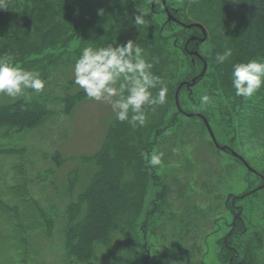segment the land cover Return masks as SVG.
I'll list each match as a JSON object with an SVG mask.
<instances>
[{"label":"rangeland","instance_id":"374dc122","mask_svg":"<svg viewBox=\"0 0 264 264\" xmlns=\"http://www.w3.org/2000/svg\"><path fill=\"white\" fill-rule=\"evenodd\" d=\"M179 5L182 6L180 3L174 7ZM171 13L176 17L175 11ZM159 19L169 21L166 13ZM204 27L207 40L202 43L198 39L203 33L198 34L197 30L178 41L182 25L175 21L171 25L173 32H165L170 45H179L177 56L169 60L170 70L165 80L166 85L170 81L175 85V102L179 85L191 82L186 79L188 74L198 77L205 62L206 72H210L209 64L220 44ZM126 36L132 39L129 33ZM189 38H197L195 45L201 57L191 54L196 49H187ZM77 45L79 38L73 40L64 54L54 53L57 62L45 53L35 61V66L11 61L18 67L38 72L47 82L42 93L29 89L19 98L43 102L48 115L34 128L0 137V264H116L114 260L130 264H156V260L161 264H264V189L257 196L240 198L264 184V173L247 169L232 149L249 161L251 167H256L254 160L264 161V153L255 149L247 153L239 146L240 142L232 143L236 135L224 129L228 114L215 109L223 108L226 100L223 93L215 95L223 105L215 101L206 105L197 103L207 89L210 93L207 77L196 87L183 85L179 103L186 115L192 112L202 115L205 111L203 116L217 143L227 146V150L215 147L210 132L200 120L190 122L186 116H180V129L176 126L165 131L152 149L151 154L163 153L161 165L153 167L158 184L152 180L148 184L134 228L115 230L108 243L98 245L88 260L72 256L65 242L67 207L77 200L94 172L93 165L84 157L100 148L114 118L110 105L91 101L86 96L76 100L69 114L64 112L65 96L82 90L71 82L75 64L70 60L71 51ZM171 72L176 74L174 78ZM15 100L0 96V105ZM176 108L169 112L178 111ZM241 111L243 122L252 112L262 123L264 87L253 98L245 100V108L239 105L231 111L233 130L238 128L236 114ZM72 178L76 179L70 188ZM163 191L164 199L157 200V193ZM234 202L238 209L231 211L229 208ZM237 222L244 233L232 240L237 249L234 258V254L225 255L220 239ZM198 253L199 257L194 259Z\"/></svg>","mask_w":264,"mask_h":264},{"label":"trees","instance_id":"16d2710c","mask_svg":"<svg viewBox=\"0 0 264 264\" xmlns=\"http://www.w3.org/2000/svg\"><path fill=\"white\" fill-rule=\"evenodd\" d=\"M166 1L168 8L175 11L176 17L183 23L199 22L206 25L212 32L211 36L213 35L215 42L220 44L216 47L215 56L223 53L226 48L231 49L232 55L228 61L217 64L214 59L208 67L210 72L198 78L194 87L207 77L210 93L207 89L205 95L211 97L210 101L223 105L215 96L219 92L223 93L226 99L223 108L217 106L215 109L220 108L223 114H228L229 120L224 124L226 125L224 129L236 135L231 140L232 143L240 142L239 146L247 153L254 149L264 153V120L261 123L251 112L243 122L241 111L236 114L240 122L238 128L233 130L234 118L233 112L231 113L239 105L245 108V99L237 97L232 87V66L240 62L246 63L251 59L264 60V0ZM3 3L5 9L0 12V38H2L0 59L10 58L17 63H31L35 66L37 65L35 61L44 53L53 59L54 53L64 54L73 40L79 38V45L71 51L73 55L70 60L75 62L83 47L126 43L129 40L126 35L129 33L132 36L131 40L137 41L145 49L146 59L154 64L153 73L159 76L163 85L168 88L167 103L157 106L155 110L148 108L146 124L143 127L133 128L127 122L121 123L113 118L100 148L84 157L87 163L93 165L94 172L77 200L68 204V221L64 232L66 246L72 256L80 260H88L93 257L98 245L108 243L115 230L134 228L148 184L151 180L158 184L156 181L158 176L153 172L155 169L146 164V156H150L159 137L173 127L177 126L180 129V116H186L190 122L200 120L203 127L207 128L203 119L197 115L200 113L192 112V116H187L176 108L175 85L172 81L165 84L170 70L169 60L177 56L179 46L170 45L165 35V32H173L171 25L174 21L159 19L166 13L160 0L158 3L154 0H123V2L121 0H3ZM180 3L182 6L174 7L175 4ZM117 4L119 6H116ZM101 9H103L102 15ZM138 14H144L146 25H135L134 18ZM195 30L200 34L201 30L198 27L189 29L182 26L181 32L177 35L178 41L187 38L188 33ZM196 41L195 38H191L187 49L197 50ZM195 60L197 61V58ZM53 61L57 62V58ZM196 61L192 64L193 68L196 66ZM171 73L174 78L176 74ZM186 77L188 81H192L196 76L188 74ZM260 90H263V87ZM157 91L158 88L153 90L154 94ZM83 96H86L83 90L66 95L64 112L69 114L76 100ZM197 103L202 105L200 100ZM171 108L173 110L176 108L178 111L170 113ZM204 113L205 111L201 112L202 115ZM212 114L209 113L211 117ZM47 115L45 104L38 100L28 101L19 98L1 104L0 137H8L13 132L34 128ZM240 129L242 131H239ZM239 136L241 138H238ZM214 145L217 148L216 144ZM253 162L260 169L255 166L253 168L264 173V161ZM253 162L250 160V163ZM75 179L72 178L70 188ZM263 189L264 187L252 190L240 198L257 196L258 193L263 192ZM156 196L157 200H161L164 191L157 193ZM235 209L238 208L234 202L229 210ZM241 209L242 207L239 206V210ZM237 224H233L232 231L220 239L225 255L234 254V258L237 249L233 246L232 240L244 233ZM141 227L143 229L144 224ZM198 257L199 253L194 259ZM114 261L116 264H130ZM156 264L161 263L156 260Z\"/></svg>","mask_w":264,"mask_h":264},{"label":"clouds","instance_id":"9594fccd","mask_svg":"<svg viewBox=\"0 0 264 264\" xmlns=\"http://www.w3.org/2000/svg\"><path fill=\"white\" fill-rule=\"evenodd\" d=\"M0 9H5L3 0H0ZM100 14H103V9ZM134 23L146 25L144 14L136 15ZM231 55V49L226 48L214 59L217 64H224ZM153 67V62L146 59L145 49L137 41L87 46L82 48L75 60L73 83L83 90L89 100L110 105L116 121L127 122L133 128L143 127L147 109L155 110L168 101V88L153 73ZM231 82L237 97L245 100L253 98L264 87V60L251 59L234 64ZM46 84L38 72L18 67L10 58L0 59V96L15 100L25 96L29 89L39 94L45 90ZM157 88L154 94L153 90ZM209 102L208 95L200 98L201 104ZM162 156L163 153L146 156V164L159 166Z\"/></svg>","mask_w":264,"mask_h":264},{"label":"water","instance_id":"95a60500","mask_svg":"<svg viewBox=\"0 0 264 264\" xmlns=\"http://www.w3.org/2000/svg\"><path fill=\"white\" fill-rule=\"evenodd\" d=\"M162 2H163V5H164V9H165L166 12H167V16H168V20H169V21H175V22H177V23L181 24L182 26H184V27H186V28H189V29L192 28V27H198V28L201 29V31H202V33H203V37H201V38L199 39L200 42H204V41L207 39V30H206V28L204 27V25H203L202 23L195 22V23H191V24H185V23H183L182 21H179V20H178V19H177L172 13H171V11L169 10V8L167 7L166 0H162ZM191 54H192V55H196V56L201 57V55H200V53H199L198 50H195L194 52H191ZM206 69H207V63L205 62L204 68H203L201 74H200L198 77L193 78L191 82H182V83L179 85L178 90H177V92H176V105H177L179 111L183 112V110H182V108H181V106H180V103H179V92H180L181 88L183 87V85H186L188 88H190L191 86L195 85L197 79L200 78V77H202V76H204V74H205V72H206ZM183 113H184V112H183ZM192 115H193V113H192V114H188V113H187V116H192ZM197 115H199V116L203 119V121H204V123H205V125H206V127H207V129H208V131L210 132V134H211V136H212V138H213V140H214V142H215V144H216V146L219 147V148H221L222 150H227V148H228L227 146H223V147H221V146L217 143V141H216V139H215V136H214V134H213V132H212V128H211V126H210L208 120L206 119V117H204L203 115H200V114H197ZM232 153H233L236 157H238V158H239V159L245 164V166L247 167V169H249V170L252 171V172H257L253 167L250 166V164L244 159L243 156H241L240 154H238V153L235 152V151H232ZM263 186H264V185H262L261 187H259L258 189H255V190L262 189ZM255 190H254V191H255Z\"/></svg>","mask_w":264,"mask_h":264},{"label":"flooded vegetation","instance_id":"af4514ba","mask_svg":"<svg viewBox=\"0 0 264 264\" xmlns=\"http://www.w3.org/2000/svg\"><path fill=\"white\" fill-rule=\"evenodd\" d=\"M196 39H197V38H196ZM196 39H195V40H196ZM196 43H197V42H196Z\"/></svg>","mask_w":264,"mask_h":264}]
</instances>
